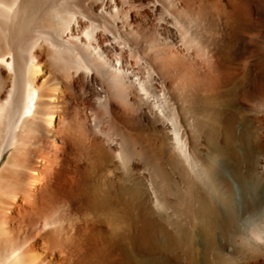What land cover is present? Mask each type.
Masks as SVG:
<instances>
[{
  "label": "bare ground",
  "instance_id": "6f19581e",
  "mask_svg": "<svg viewBox=\"0 0 264 264\" xmlns=\"http://www.w3.org/2000/svg\"><path fill=\"white\" fill-rule=\"evenodd\" d=\"M167 1L168 18L179 27L168 25V46L179 45L197 60L190 63L185 55L189 64L182 61L186 107L181 117L169 97L153 92L158 78L139 41L134 8L125 0H0V164L22 132L43 131L49 138L58 132L57 82L38 83L43 73L35 54L44 46L60 70H80L84 83L100 79L107 94L97 95L100 111L109 109V96L125 101L133 96L131 107L143 114L151 105L152 123L166 130L167 137L156 146L121 132L109 139L120 174L129 175V163L136 159L147 177L144 183L140 174L134 182L126 176L128 187L127 181L124 186L113 185V179L105 182L109 221L114 206L125 208L124 215L115 213V224L121 226L124 218L132 225L140 222L136 238L161 239L169 250L185 253L187 264H264V159L246 158L253 139L249 130L239 127L237 136L230 137L224 125L240 103L264 124L261 20L251 2L242 0ZM158 4L148 2V10L157 11ZM141 64L143 77V70L137 75ZM124 193L133 199L130 204ZM30 241L29 247L35 242ZM196 241L202 245L198 252ZM28 249L10 242L0 252V264H32L25 256Z\"/></svg>",
  "mask_w": 264,
  "mask_h": 264
},
{
  "label": "rangeland",
  "instance_id": "374dc122",
  "mask_svg": "<svg viewBox=\"0 0 264 264\" xmlns=\"http://www.w3.org/2000/svg\"><path fill=\"white\" fill-rule=\"evenodd\" d=\"M125 1L134 8L132 14L135 15L134 22L136 30L138 29L139 41L143 48L147 49L146 52L144 49V53L152 62L154 61L150 63L151 60H146L156 74L155 78H158L156 82L154 81L153 92L155 91L154 94L163 92L167 98L169 97L176 115L181 117L186 107L184 101L186 93L183 85L185 64H189V61L193 63L196 59L190 57L191 55H188L189 53L179 45L168 46V25L172 24V19L168 18L170 8L167 0ZM154 1L155 4L159 3L158 10L151 13L147 3ZM221 1L227 2V0ZM242 1L251 2L261 20L260 29L264 31L262 27L264 26V0ZM144 3L145 5H142ZM178 29L177 26L176 30ZM43 47L35 54L43 73L38 83L57 82L58 96L55 97L54 102L56 106L54 124L58 132L54 138H49L43 131L29 133L25 129L20 138L25 137H22L15 147L8 149L2 158L0 164V252L4 251L10 242L12 244L14 242V246L29 248L25 256L29 257L32 264H187L185 253L179 250L174 251L173 248L169 250L168 244H164L161 239L154 242L136 238V232L141 228L140 222L138 225H132L129 219L124 218L123 220L129 224L123 220L121 226L119 225L121 223L115 224L116 221H112L118 217L115 213L120 210L124 215L125 208L120 209L119 206H114L112 212L116 217L113 216L114 218L110 221L107 218L105 193L102 192L106 187L105 182L113 179L115 181L112 180L113 185H117V182L122 185L120 183L125 182L124 186L128 179L126 176H129L132 182L142 176V181L144 180V183L147 181V177L144 178L146 174H143L136 159L132 164L129 163L130 167L132 166L129 167V175L124 176L122 172L125 177L122 178L120 174L122 169L108 141L110 138H115L118 132L140 138L145 144L151 142L153 146L163 141L167 137L166 130L162 129L160 124L152 123L153 117L149 114L151 105L147 107L148 114H142L133 106L131 107L130 103L135 101L133 96L129 99L131 101L109 96V109L106 113L100 111L101 109L97 106V95L102 97L105 94V98L107 97L106 88L100 79L96 77L94 82L84 83L83 73L80 70H73L74 68L60 70L57 63L52 64L50 53ZM185 55L191 59L188 60ZM129 61L134 64V61ZM182 61H186L185 64ZM143 67L144 64L139 66V71L138 68L134 70L139 72L137 75L146 69ZM142 73L140 77L146 75L145 72ZM46 92L53 95L51 90ZM222 95L224 99H227L225 94ZM238 108L230 121L225 120V133L233 137L237 136L239 127L245 131L249 130L246 131L247 135L251 134L249 138L253 139L250 141L248 138L250 142H248L246 158L264 159V133L259 127L264 124L258 122L257 115L255 116V113L253 114L245 104H238ZM119 178H121L120 181ZM128 183L129 180L127 187ZM114 189L112 188L116 191L115 187ZM124 194H126L125 197L123 196L124 200L126 198L129 200L130 194ZM129 201L130 204L133 199L130 198ZM125 203H123L124 207H126ZM122 209L124 211H121ZM127 211L131 215V209ZM136 227L139 228L136 229ZM1 230L5 232L3 235ZM139 232L140 230L137 233ZM218 234L219 231L216 230L217 242L220 241ZM31 239L35 242L29 247ZM196 242L194 248L195 252H198L202 245L200 241ZM179 256L180 261L176 258Z\"/></svg>",
  "mask_w": 264,
  "mask_h": 264
}]
</instances>
